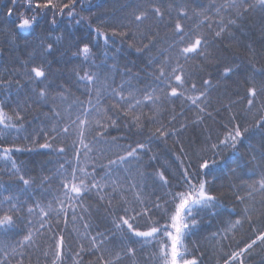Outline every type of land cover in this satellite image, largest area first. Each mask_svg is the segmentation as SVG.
Masks as SVG:
<instances>
[{
	"label": "snow or ice",
	"instance_id": "1",
	"mask_svg": "<svg viewBox=\"0 0 264 264\" xmlns=\"http://www.w3.org/2000/svg\"><path fill=\"white\" fill-rule=\"evenodd\" d=\"M194 4L113 0L110 11L92 13L99 5L87 0H0V32L14 43L0 55L12 54L18 65L0 75V264H32L34 257L37 264H85L84 255L95 257L89 264H204L207 252L185 241L199 238L206 216L225 225L212 234L221 245L215 264H252L255 257L264 264V0H226L200 11ZM121 52L136 59L121 67ZM220 81H242L243 96L229 107L244 106L219 124L221 132L201 142L202 131L175 156L165 142L211 118ZM176 101L179 113L168 107ZM230 153L238 155L228 161ZM50 154L56 168L47 167L52 159H35ZM226 175L240 181L227 187L244 192L233 193L243 209L225 213L216 193ZM86 198L95 207H85ZM77 223L83 232L73 237L68 225ZM245 224L240 239L227 235Z\"/></svg>",
	"mask_w": 264,
	"mask_h": 264
},
{
	"label": "trees",
	"instance_id": "2",
	"mask_svg": "<svg viewBox=\"0 0 264 264\" xmlns=\"http://www.w3.org/2000/svg\"><path fill=\"white\" fill-rule=\"evenodd\" d=\"M87 2L91 3L92 5H99V7H93L92 8V13H103L105 11H110L111 10V6L113 4V0H87ZM130 0H119V3L121 4H127L129 3ZM226 0H195V4L191 5L196 11H200L202 9H206L208 6L212 5V4H216L219 5L221 3H225ZM199 6V7H198ZM79 11V8L77 9ZM213 11H215V9H213ZM90 13L87 11L81 12L82 16H88ZM203 16H201L199 18V20L196 23H200L203 21ZM185 23H192L191 20V13L189 14V20L185 21ZM94 27L96 26V23H94L93 25ZM193 26L195 27V24H193ZM77 27H81V26H77ZM203 30V29H201ZM73 31H76V28L73 29ZM58 33H53V35H57ZM77 35H79V32L76 33ZM28 39L34 40L35 37H28ZM114 40L116 41V47H120L119 44V37L114 38ZM51 42V41H48ZM248 44H251L253 46V48H255L256 50H259V45L257 44H253L251 40L245 41ZM19 44H23L24 41L23 40H19L18 41ZM103 39L100 40V44H101V51H108L106 49H103ZM111 43V41L109 42ZM227 43V41H226ZM14 46L13 43V38H9V42L6 44L5 43V34L3 32H0V49H5V48H11ZM28 51H31V49H29ZM76 49L73 48L72 52H75ZM239 54L242 56H250L249 53H245L244 49H240L239 50ZM15 55L20 57V60L23 61L25 59V57L20 53L19 50H17V52L15 53ZM100 59H103V56L100 57ZM136 59V57L134 55H128L125 52H121L118 54L117 56V61L119 62V64L121 65V67L123 66V64L125 63V61H134ZM258 59H260L258 57ZM192 63H198L199 61H191ZM78 63V62H76ZM109 64L114 63L113 60L109 59L108 60ZM261 63H264V59H261ZM18 67V65H14L13 64V56L10 53L5 52L3 55H0V75H3L6 71L11 70L13 67ZM261 66L260 63L256 64V67L259 68ZM69 67H71V65H69ZM133 71H135V69H133ZM204 78H207V76H205ZM215 83V81H214ZM221 84L220 89L218 90V92L213 93L212 94V106L209 107L207 109L208 112H210L212 114L211 118L209 119H205L203 121V123L197 127L196 131L193 132L192 128L189 127L188 131L184 133L183 138H178L176 136H172L169 137L167 139V141L165 142V144L169 147V149L172 151V153L175 154V156H179V144H187L189 139L191 138L193 141H195L197 135H199L202 131H203V135H200V141L202 142L204 137L208 134V132L210 131L213 135H216L217 133L221 132L222 129L219 127V124L222 123H227V117L230 115H235L238 112H240L241 108L244 106L243 104H235L231 107H229L230 101H236L238 99H240V97L243 96V92H244V87H243V83L241 81V83L238 85L236 83H233L232 81H220L219 82ZM224 85H228L227 88L224 87ZM76 96L80 97L81 99H86L85 97H82L81 94L79 92H76L75 89L72 90ZM227 92V95H225L224 93ZM239 93V95H234L233 93ZM157 95H159V93H157ZM199 93H192V92H185V96H191V97H196L198 96ZM182 102L181 101H176L175 104H169L168 107H175V112L179 113L181 111V107L180 104ZM246 104V102H245ZM222 105L226 108H228V111H224V107H222ZM158 109L160 106H156ZM220 110V115L218 116L216 114V110ZM143 112L148 113L149 115H151L152 113L149 112L148 108H143L142 109ZM195 109L192 110V112L188 113L187 119L189 121V123H191L193 120H195ZM43 112H48L47 108L43 109ZM32 115H35L38 117V121L39 119H42L43 117L40 116L39 111H34ZM32 119V116L29 117V120ZM185 120L184 117H181V123H183ZM55 123V122H53ZM52 125H49V127H51ZM158 126V125H157ZM40 127H43V125H40ZM177 128H179V124L176 125ZM112 135H121V133H117V132H112ZM44 139L41 138L40 143H44ZM177 145V146H173V145ZM59 145H56V147H58ZM193 147L199 149L200 144H193ZM160 148L158 147H154V152L155 151H159ZM238 153H230L227 157L226 160L231 161L233 159H235L237 157ZM70 157H65L64 159H68ZM20 159L22 160H27V157H20ZM35 159H37V161H47L48 159H52L53 163L52 164H48L47 167L49 168H56L57 165L55 164V160L57 159V157H55L54 155H49V156H41V157H35ZM181 160H186V158L181 157ZM161 160L165 163H170L169 158L166 156H161ZM63 162V160L61 161ZM106 163V161H105ZM177 164H180V161H177ZM181 167H186L187 164H181ZM172 172L173 174H177L178 173V169L176 165H172ZM223 167V163L217 164V165H211L209 167V169L207 171L211 172L214 169L217 168H222ZM46 175L48 174H54V173H45ZM5 179H7L5 177ZM223 183L224 187H219V184ZM229 183L232 184H238L240 183V181L238 180H234L231 175H226L225 177H223L221 180L217 181V193L216 194H223L222 195V199L224 200L225 204L227 205L226 209H224L225 213L227 212H231L233 210L234 207H238L239 209H243L245 207V205L243 204H239L237 205L233 193L235 192L238 195H243L244 192L240 191V192H236V189H229L227 187V185ZM53 194H55V188L58 187V182H55L53 184ZM88 203H91L94 207L96 205V201L95 200H89L86 198V202H85V207L87 206ZM79 211V210H77ZM87 220V217L85 218ZM224 219H229V217L227 215L224 216ZM232 220L235 219H240L239 216L237 217H232ZM164 221H161V224H163ZM205 223H206V229L203 230L200 233L199 238L197 237H193L192 241H185V245L186 247L189 248V250H191L192 248V244L195 243H199L200 244V251L201 252H207V256L205 258L204 264H215V261L213 259V256L217 255L218 252L221 250V245H220V237L217 236L216 240L212 239V234L216 233L218 228L221 230V232H223V228L225 227V225H221L219 223V220H215V221H211L209 222V218L206 216L205 217ZM69 228L73 229L71 235L73 237L77 236V231L79 232H83L82 227L80 226L79 223H77L76 225H68ZM141 230H148L147 228H141ZM247 230V225L245 224L243 226V228H240L239 230H233L231 232H229L227 235L229 237H235V239H240V237L242 235H244L245 231ZM228 241H225V243H227ZM242 246V245H241ZM78 247V246H77ZM136 247H139V245H137ZM151 250V249H149ZM226 250V249H225ZM95 259V257L92 256H88V255H84L83 256V260L85 262V264H89V262L91 260ZM259 260V257H255L252 264H257ZM32 264H37L36 258H33ZM40 264H45V262L43 261V258L40 259ZM66 264H72V261L70 260H66Z\"/></svg>",
	"mask_w": 264,
	"mask_h": 264
}]
</instances>
